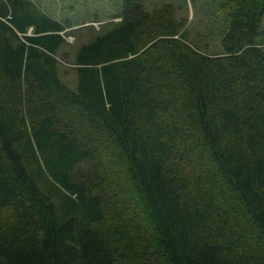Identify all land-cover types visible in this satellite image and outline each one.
Returning a JSON list of instances; mask_svg holds the SVG:
<instances>
[{"label":"trees","instance_id":"16d2710c","mask_svg":"<svg viewBox=\"0 0 264 264\" xmlns=\"http://www.w3.org/2000/svg\"><path fill=\"white\" fill-rule=\"evenodd\" d=\"M207 1L220 53L121 0L67 63L89 26L0 0V264H264V0Z\"/></svg>","mask_w":264,"mask_h":264},{"label":"rangeland","instance_id":"374dc122","mask_svg":"<svg viewBox=\"0 0 264 264\" xmlns=\"http://www.w3.org/2000/svg\"><path fill=\"white\" fill-rule=\"evenodd\" d=\"M37 4L42 11L49 17L63 22L69 20L72 24L71 29H79L89 26L87 30L80 29L79 35L67 36V40L73 38L72 44L69 45L67 51L69 55L65 62L69 63L72 51L77 45L83 44L87 41L85 37L95 32L91 30L93 28L102 26L107 22L115 23L117 19H111V17L119 13V7L121 0H31ZM144 6L147 11H151L153 8H157L161 3H167L171 1L179 9L177 11L178 17H185L190 27V39L195 43L198 39L193 36L194 34L203 35V41L207 43V54L220 53L219 46V31L225 29L223 25V19L220 14L213 11L207 0H184V6L182 0H144ZM106 26L103 28L105 29ZM100 28L99 32L103 31ZM211 30V31H210ZM262 36L257 39V42L261 43V47L264 51V17L262 19ZM72 37V38H71ZM68 69V66L62 65ZM61 70V69H60ZM67 82L69 89L73 88L74 77L71 71L66 72V78L62 79ZM29 169V168H28ZM30 171V170H29ZM28 171V173H30ZM34 182L37 188L44 193V183L39 179L34 178ZM51 202L55 203L51 198Z\"/></svg>","mask_w":264,"mask_h":264},{"label":"flooded vegetation","instance_id":"af4514ba","mask_svg":"<svg viewBox=\"0 0 264 264\" xmlns=\"http://www.w3.org/2000/svg\"><path fill=\"white\" fill-rule=\"evenodd\" d=\"M117 21H118V19H117ZM108 23V22H107ZM106 23V24H107ZM106 24H104V25H106ZM104 25H102V26H97V27H95V28H93L94 30H98L99 28H101V27H103ZM28 31L30 32V29H28ZM27 31V34H29V32ZM65 40H66V38H65ZM68 41V40H67ZM70 41V40H69Z\"/></svg>","mask_w":264,"mask_h":264},{"label":"built area","instance_id":"2783aa9c","mask_svg":"<svg viewBox=\"0 0 264 264\" xmlns=\"http://www.w3.org/2000/svg\"><path fill=\"white\" fill-rule=\"evenodd\" d=\"M29 32V31H28Z\"/></svg>","mask_w":264,"mask_h":264}]
</instances>
